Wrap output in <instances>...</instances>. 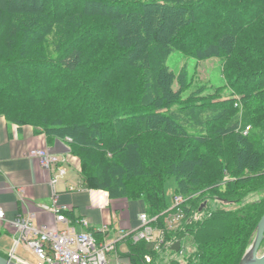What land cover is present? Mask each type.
Listing matches in <instances>:
<instances>
[{"label": "trees", "instance_id": "1", "mask_svg": "<svg viewBox=\"0 0 264 264\" xmlns=\"http://www.w3.org/2000/svg\"><path fill=\"white\" fill-rule=\"evenodd\" d=\"M174 52L218 58L229 86L189 90ZM0 116L66 143L85 187L161 224L174 177L185 218L161 248L189 234L187 264H238L264 214V195L243 204L264 191V0H0ZM127 243L129 264L158 255Z\"/></svg>", "mask_w": 264, "mask_h": 264}, {"label": "crops", "instance_id": "2", "mask_svg": "<svg viewBox=\"0 0 264 264\" xmlns=\"http://www.w3.org/2000/svg\"><path fill=\"white\" fill-rule=\"evenodd\" d=\"M57 141L59 140L50 141L44 133L37 132L32 125H19L0 116V207L6 214V219L0 220V234L6 232L13 240H16L19 233L10 221L30 213L35 214L34 222L37 226L45 225L50 229L57 226L63 227V223L57 222L56 212L44 207V205L53 206L54 197L57 199L56 207L62 209L79 230L85 228L78 223V219L86 216L94 230H98L104 224H109L110 237L114 238L117 230L113 218L116 214L120 216L119 232L129 231L136 227L139 224L141 212L139 209H142L140 203L122 202L124 206L116 207L114 206L116 204H111L108 198L104 200L105 198L101 195L94 198L91 189L83 185L79 160L72 156L70 148L62 141L60 142L63 146L68 147L69 150L60 151L58 154L65 160L67 174V164L77 163L82 187L77 189L72 185L69 186L67 174L60 178L55 188L51 185L56 170L43 168L40 162L29 157L28 153L35 148L52 149ZM98 198L102 200L97 201ZM134 204L138 209L132 206V212L129 208V215L125 217L124 212L128 211L126 205ZM124 244L128 246V243ZM121 245L119 249L122 252ZM0 252L9 254L1 247ZM13 260L19 264H32L16 253L13 254Z\"/></svg>", "mask_w": 264, "mask_h": 264}, {"label": "built area", "instance_id": "3", "mask_svg": "<svg viewBox=\"0 0 264 264\" xmlns=\"http://www.w3.org/2000/svg\"><path fill=\"white\" fill-rule=\"evenodd\" d=\"M28 156L37 159L43 168L56 170V175L51 180L54 188L60 178L67 174L65 160L58 153L51 152L49 148L32 149ZM91 191L94 198L99 195L105 198L104 200L108 198L106 191L100 192L103 190L94 189ZM184 202L185 198L182 195L174 197V204L170 206L171 210H168L163 224L159 223L160 215L151 216L147 212L140 213L139 224L129 231L122 230L116 238L110 237L109 224L94 230L86 216L78 219V223L85 228L79 230L65 212L56 207L55 197L53 206L44 205V207L56 212L57 222L63 223V227L57 226L50 229L45 225L37 226L34 222V213L18 216L10 223L19 233L16 243H25L36 256L39 264H129L121 258L120 254L123 253L119 246L127 243L128 239H132L133 242L145 240L154 244L156 249H161L166 241V232L177 228L185 218ZM5 219V211L0 207V220ZM94 232L101 233L102 238H98ZM146 261H151L150 255H146Z\"/></svg>", "mask_w": 264, "mask_h": 264}, {"label": "rangeland", "instance_id": "4", "mask_svg": "<svg viewBox=\"0 0 264 264\" xmlns=\"http://www.w3.org/2000/svg\"><path fill=\"white\" fill-rule=\"evenodd\" d=\"M168 64L176 72H178L181 67L185 66L186 70L184 72L186 74L192 73V77H190V79L193 78V85L189 88V90H193L195 87L197 88L201 86L203 87V85H206L205 87H208V90H209L213 86L222 85L224 83L228 85V83L230 82L223 77L222 67H221L222 63L216 57L200 60V59H196V58L184 55L180 52H174L170 55L168 59ZM176 86H177V83H176ZM230 92H232L230 89H226L222 91L224 96L225 94L228 95ZM67 165H68V174L66 178L69 181V186L72 185L73 187L80 189L82 187V183H81V178H80L81 177L80 172L77 169V163L71 162V163H68ZM253 176L255 178H262L257 175H253ZM100 192H104V190ZM175 192H176V180L174 177H171L170 179L167 180L166 189H165L166 201L170 206L174 204ZM178 195L179 194H177V196ZM263 195H264V191L252 192L243 199V204L259 200ZM108 199L110 201L109 194H108ZM214 203L217 205L219 204L217 203V201ZM122 205L123 203H118L114 206L117 207V206H122ZM135 205L136 204L126 205L128 207V211L124 212L125 217L129 215V208H130V211L132 212V209H133L132 206L138 209ZM237 206L239 205L228 203L224 207L227 209H235L237 208ZM139 211H141L140 213L145 212L141 208L139 209ZM113 221H114V226L117 230V232H115V238H116L119 234L118 232L120 229L119 228L120 216L116 214L115 217L113 218ZM0 247L3 249H6L9 254L16 253L22 256L25 260L29 261L32 264H39L38 259L30 251L27 245H25V243L21 242L17 244L16 240H13L11 236L6 232H2L0 234ZM127 247H128L127 244L121 245V250L123 253L127 252L128 250ZM154 247H155L154 244L149 245V249H153ZM195 251H196V244L193 238L189 234H187L186 237H184L182 240V247L179 251L171 253L168 249L161 248L159 249L158 255H156L152 264H171V261L173 259L178 260V262H180L179 264H187L188 257L193 256L195 254L194 253ZM259 254L260 255L264 254V246L263 248L260 249ZM114 261L115 260L113 259V263Z\"/></svg>", "mask_w": 264, "mask_h": 264}, {"label": "water", "instance_id": "5", "mask_svg": "<svg viewBox=\"0 0 264 264\" xmlns=\"http://www.w3.org/2000/svg\"><path fill=\"white\" fill-rule=\"evenodd\" d=\"M60 146L63 148H60ZM62 149V150H61ZM51 152L58 153L60 151H68L69 148L63 146L60 141L56 142L54 148L50 149ZM264 240V214L262 215L256 229V235L244 253L238 264H264V254L260 255V249L262 242ZM172 250L179 251L181 249V241L178 240L171 246ZM7 255V254H6ZM0 254V264H19L13 260V254H8L7 256Z\"/></svg>", "mask_w": 264, "mask_h": 264}]
</instances>
